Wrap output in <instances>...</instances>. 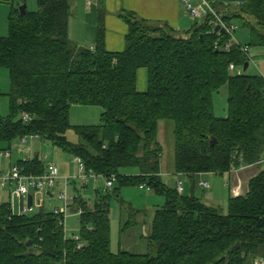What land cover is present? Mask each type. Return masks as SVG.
<instances>
[{
	"label": "trees",
	"instance_id": "16d2710c",
	"mask_svg": "<svg viewBox=\"0 0 264 264\" xmlns=\"http://www.w3.org/2000/svg\"><path fill=\"white\" fill-rule=\"evenodd\" d=\"M36 10L10 3L8 32L0 37V68L9 72V114L0 116V142L34 136L82 161L87 172L120 187L145 186L164 198L152 215L146 238L150 254L113 253L107 196L81 209V248L64 239L61 216L40 212L11 215L0 206V264H254L264 260V170L248 182V192L229 198L226 210L209 207L193 195L178 193L160 177L161 122L173 123L174 173L224 175L264 157V78L236 75L249 59L241 45H225L230 36L211 32L206 16L186 36L165 24L146 22L132 13L120 18L128 27L122 52L104 47V12L97 18L93 48L68 37L70 0H35ZM226 24L241 23L249 46H264V0H214ZM239 2V6L234 3ZM215 44H217L215 46ZM249 66V64H248ZM145 69L147 87L137 90V72ZM227 92V116L213 114L212 96ZM1 96V94H0ZM73 106L101 109L98 126H70ZM30 116L28 123L22 115ZM73 128L78 144H69ZM210 139L214 140L213 145ZM9 150V149H8ZM28 175L39 176L38 159L18 162ZM135 169L136 176H122ZM31 204V203H30ZM129 220L122 227H132ZM28 243H30L28 245ZM148 248V249H149Z\"/></svg>",
	"mask_w": 264,
	"mask_h": 264
},
{
	"label": "rangeland",
	"instance_id": "374dc122",
	"mask_svg": "<svg viewBox=\"0 0 264 264\" xmlns=\"http://www.w3.org/2000/svg\"><path fill=\"white\" fill-rule=\"evenodd\" d=\"M72 0H70L71 2ZM9 2V1H8ZM29 11L36 10V1L31 0L26 4ZM10 11V3L0 4V37H5L8 32V14ZM71 11L73 8L71 7ZM238 29L234 33V40L237 45L246 46L250 43L249 31L244 28L241 23H236ZM179 37H183L178 35ZM186 36V35H185ZM249 66L244 72L241 71V75L250 77H262L264 78V46H249ZM9 72L0 68V116L6 118L9 114V102L7 94L9 92ZM227 92L226 88L222 87L217 93L212 96L213 114L217 118H224L227 116ZM101 109L98 107H82L77 106L73 112H71L70 126H98L100 124ZM173 123L161 122L158 128L157 141L161 146V163L160 172L164 174L162 180L167 186L174 187L173 176L166 177L165 173H173L174 171V144L172 136ZM26 143H21V140H15L10 145L0 142V174L5 173L8 170L9 161L12 165L38 157L40 163L44 166V169L49 165H52L58 169L59 182L63 178L75 177L77 175L76 165L71 163L72 156L65 153L62 149L54 147L51 143L40 140L34 136H26ZM65 138L69 144H78L79 138L73 128L69 129ZM9 149V150H8ZM9 152L11 159H7L3 156V152ZM122 176H136L138 172L135 169H123L120 173ZM32 175V174H31ZM162 179V178H161ZM222 184L225 180L220 179ZM209 181L210 189L202 190L196 187V191L199 194L205 191L208 197L214 199L210 194L220 196L218 192H215L212 179L207 178ZM117 188V182L114 183L110 191L106 192V181L102 178H98L95 182L94 178L88 179L85 183H81L79 180H75L68 186L66 194L68 197L81 198L86 202L88 206H92L96 197L108 194L109 205V219H110V244L111 251L116 253L118 251H124L133 254H150L154 256V252H151L147 244V236L152 220L154 211L164 204V198L155 195L152 192H148L146 188L140 189L139 186H126L120 187L117 195L114 194V190ZM51 191H44V193H35L32 204V210L26 215L28 217H34L40 212L45 214H52L55 210L61 211L63 208V202L58 199L63 188L57 184L54 188L49 189ZM2 191V190H0ZM47 192H51V197L47 195ZM2 195L4 192L1 193ZM203 200L202 197H200ZM2 198H0L1 201ZM4 199V198H3ZM226 204H223L224 210H226ZM70 205V204H69ZM79 216L76 215L75 209H68L65 219V233L68 238L80 235ZM133 221L132 227L122 232L121 229L127 221ZM146 236V237H145ZM149 248V249H148Z\"/></svg>",
	"mask_w": 264,
	"mask_h": 264
},
{
	"label": "crops",
	"instance_id": "0c3cea01",
	"mask_svg": "<svg viewBox=\"0 0 264 264\" xmlns=\"http://www.w3.org/2000/svg\"><path fill=\"white\" fill-rule=\"evenodd\" d=\"M8 1L14 6L20 7L23 4L26 5L31 0ZM192 1L196 2V0ZM71 7L73 11H71L68 20V37L70 41L79 47L93 48L96 39L97 18L99 12L102 11L104 12L103 19L105 29L104 47L108 52L115 53L124 50L125 38L128 33L127 25L119 16L122 12L132 13L138 18L153 24H165L180 36H185L186 32L196 23L190 18L189 12L186 10L182 0H72ZM136 86L139 92L146 90L147 73L145 69L138 70ZM75 108H77V106L71 108L70 114ZM70 118L71 115L69 116V119ZM36 157L37 156H35V159ZM9 164L12 165L10 161ZM263 170L264 157L260 162L254 165H241L239 168L233 169L229 173L221 176L213 174L188 176L176 174L174 171L171 174H165L167 175L166 177L173 176L174 187H176L178 183H182V194L188 196L193 195L209 207H223V204H225L229 198L245 195L248 192V182ZM160 177L163 180L165 176L160 172ZM219 177L222 181L223 179L225 180L222 184L218 179ZM207 178L212 179L214 188L217 190L215 192H218L220 196L211 193L210 195L214 197L213 199L208 197L209 195H206L205 191H202L200 194L196 191V187L201 190L204 188L200 186V183H207V188L210 189ZM207 188L203 190H207ZM0 190H2L0 191V198H2L0 206L8 204L9 191L6 189ZM2 192H4L3 195L1 194ZM47 195L51 197V192H47ZM33 196L34 192H31L29 199L31 204H33ZM200 197H202L203 200H201ZM128 249L130 248H126L123 252H127Z\"/></svg>",
	"mask_w": 264,
	"mask_h": 264
},
{
	"label": "built area",
	"instance_id": "2783aa9c",
	"mask_svg": "<svg viewBox=\"0 0 264 264\" xmlns=\"http://www.w3.org/2000/svg\"><path fill=\"white\" fill-rule=\"evenodd\" d=\"M186 10L189 12L190 18L192 21L196 23H200L206 16H211V20L209 21V25L211 26V32H214L216 27H219L218 31H223L230 36V42L225 45V50L228 51L233 44H236L234 40V33L238 29L237 25L234 23L226 24L221 15L218 14L213 5L215 3L214 0H196L193 2L192 0H182ZM235 6H239L240 3H234ZM216 32V34H220V32ZM215 33V32H214ZM217 44H215L216 46ZM241 50L248 57L249 48L247 46H241ZM249 59V57H248ZM228 70L236 75H241L242 68H235L233 65H229ZM30 116L23 114L22 122L28 123L30 121ZM21 143H26V138L23 137L21 139ZM7 159H10V153L3 152L1 155ZM27 160H24L25 162ZM71 163L75 164L77 167V175L75 177L63 178L61 182H59V172L58 169L52 165H49L44 169L43 174L39 176L28 175L24 173L23 168H21L18 164L8 166V170L5 173L0 174V189H6L9 191V203L8 209L11 215L15 216H23L27 215L32 210V204H30V194L31 192L35 193H44L49 189L54 188L57 184L63 188V192L60 193L58 199L63 202V208L61 211L55 210L54 214L61 216V219L58 222V226L63 229L64 239H71L76 243V249L81 248V243L79 236H74L72 238H68L65 233V217L67 214V210L69 206L72 204V197H68L66 194V190L69 185L75 180H79L81 183H85L88 179L94 178L95 182L98 178H102L97 176L91 172H87L84 168V165L80 158L73 157L71 159ZM106 181V192L110 191L116 182V177L111 176L109 179H104ZM200 186L207 188V183H200ZM146 188L145 186H140V189ZM149 191L148 188H146ZM178 193H181V183H178L176 186ZM29 200V201H28ZM70 204V205H69ZM82 214L81 209H76V215L80 216ZM254 264H264V260L262 262H256Z\"/></svg>",
	"mask_w": 264,
	"mask_h": 264
},
{
	"label": "water",
	"instance_id": "95a60500",
	"mask_svg": "<svg viewBox=\"0 0 264 264\" xmlns=\"http://www.w3.org/2000/svg\"><path fill=\"white\" fill-rule=\"evenodd\" d=\"M25 9H26V5H25V4L21 5V6L18 8V10H19V12H20L21 15H24V14H25ZM218 30H219V27H216L215 30H214V32L216 33ZM221 31H222V30H221ZM247 68H248V63H245L244 66H243V68H242V70L245 72V71L247 70ZM210 141H211V144L213 145L214 140L210 139ZM36 159H37V157H36ZM29 244H30V243H28V245H29Z\"/></svg>",
	"mask_w": 264,
	"mask_h": 264
},
{
	"label": "bare ground",
	"instance_id": "6f19581e",
	"mask_svg": "<svg viewBox=\"0 0 264 264\" xmlns=\"http://www.w3.org/2000/svg\"><path fill=\"white\" fill-rule=\"evenodd\" d=\"M182 184V183H181Z\"/></svg>",
	"mask_w": 264,
	"mask_h": 264
}]
</instances>
